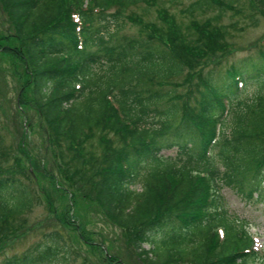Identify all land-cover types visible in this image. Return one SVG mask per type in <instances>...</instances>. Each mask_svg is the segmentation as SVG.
<instances>
[{
    "label": "trees",
    "instance_id": "obj_1",
    "mask_svg": "<svg viewBox=\"0 0 264 264\" xmlns=\"http://www.w3.org/2000/svg\"><path fill=\"white\" fill-rule=\"evenodd\" d=\"M146 2L156 0H0L12 31L0 35V50L19 71L21 100L31 93L71 189L93 199L145 264H157L143 258L145 244L155 246L162 264H264V248L230 215L220 187L249 203L264 202V93L238 98L251 83L264 88V50L218 73L217 66L209 68L211 58L227 47L215 42L212 22L191 24L194 41L162 11L163 26L127 15L144 37L116 39L123 30L113 29L117 22ZM257 2L264 5L254 0L253 6ZM97 67L104 73L97 75ZM186 70V84L197 78L196 98L145 86L153 76ZM157 114L161 119L153 121ZM95 137L99 155L88 149ZM174 148L179 163L163 167L160 154ZM46 176L61 185L54 174ZM24 179L14 168L0 171V236L15 238L16 220L33 207ZM141 182L140 193L132 189ZM65 218L87 240L81 226ZM66 240L59 231L43 234L0 264H55L60 257L68 264ZM103 262L120 264L107 254Z\"/></svg>",
    "mask_w": 264,
    "mask_h": 264
},
{
    "label": "rangeland",
    "instance_id": "obj_2",
    "mask_svg": "<svg viewBox=\"0 0 264 264\" xmlns=\"http://www.w3.org/2000/svg\"><path fill=\"white\" fill-rule=\"evenodd\" d=\"M197 2L202 6L199 10H194L193 5ZM252 2L254 0H156L140 3L129 8L125 14L126 18L117 22L113 29L116 30V26L123 28L116 38L118 40L123 37H140L141 27L129 21L127 15L142 18L144 23L163 26V19L159 16L162 11V14L174 15L185 34L195 41L198 36L191 28V24L194 21L203 23L210 20L217 39L215 42L227 47V52L217 49L210 61L209 68L217 66L218 69L215 71L220 73L225 72L232 63L242 58L256 57L260 50H264V5L257 2L253 6ZM114 11L115 9L108 13ZM11 33V24L0 3V35ZM219 56H226L222 64L217 61ZM14 65L13 60L3 55L0 50V171L14 168L17 176L21 179L26 178L23 181L30 188L33 207L16 220L17 227L15 226L16 229H12L11 233L16 234L15 238L0 236V261L6 256L25 252L42 239L43 234L59 231L70 246L68 264H108L103 262L105 250L108 256L118 258L120 264H145L132 251L123 230L103 214L93 199L71 189L62 169L58 166L59 159L48 138L46 122L32 105L31 93L21 100L23 81ZM95 73L103 74L104 68H95ZM186 73L187 70L180 76L165 79L153 76L151 77L153 82L147 79L145 86L167 95L185 94L186 97L187 94H192L196 98L198 94L194 86L197 78L186 84L184 82ZM110 76L112 75H109L106 81ZM113 93L117 95L119 91L115 89ZM259 93H264V88L259 90L257 84L251 83L238 98L249 100ZM21 101L26 103L21 104ZM171 101L161 103L160 107L166 109ZM178 104L181 108L182 101H178ZM160 119L157 114L152 120ZM108 137L115 144H119L113 133ZM97 141L98 138L95 137L92 141L93 147L89 144L88 149L93 148L99 155L101 151ZM178 152L177 148L163 151L160 154L162 166L179 163ZM64 156L67 160L71 159L69 153ZM43 166L47 172L59 179L61 185L55 184L46 176ZM142 183H138L132 189L140 193L144 187ZM220 187L230 215L246 224L250 234L255 237L257 246L264 247V202L249 203L227 186L220 183ZM66 215L72 218L77 226H81L87 240L68 224ZM12 223L15 221L12 220ZM139 251L146 252L143 255L145 260L155 259L157 264H162L161 259L157 258V249L153 244H145ZM55 264H65L63 257Z\"/></svg>",
    "mask_w": 264,
    "mask_h": 264
}]
</instances>
